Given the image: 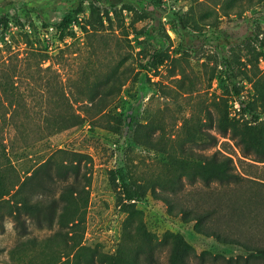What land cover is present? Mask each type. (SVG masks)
I'll return each instance as SVG.
<instances>
[{
	"label": "rangeland",
	"instance_id": "rangeland-1",
	"mask_svg": "<svg viewBox=\"0 0 264 264\" xmlns=\"http://www.w3.org/2000/svg\"><path fill=\"white\" fill-rule=\"evenodd\" d=\"M259 38L264 0H0V264H170L177 233L195 254L243 253L195 231L207 209L264 244V149L243 139L264 118ZM156 50L167 59L147 71ZM212 154L240 181L205 179ZM131 174L149 187L134 203ZM25 198L56 201L52 220L23 210L21 234Z\"/></svg>",
	"mask_w": 264,
	"mask_h": 264
},
{
	"label": "trees",
	"instance_id": "trees-1",
	"mask_svg": "<svg viewBox=\"0 0 264 264\" xmlns=\"http://www.w3.org/2000/svg\"><path fill=\"white\" fill-rule=\"evenodd\" d=\"M162 13H165V7L160 6ZM171 19L172 28L175 32L179 33L182 28L186 29L188 27V20L183 15L174 14ZM260 34V32H259ZM259 34L258 37H259ZM262 46H264V39L259 38ZM168 54L162 50H156L150 54L148 59V64L145 66L146 70L152 68H158L162 65L167 59ZM228 71L231 72L233 76L236 75V70L232 60H226ZM234 91L236 94H241V87L237 83L233 85ZM242 104L241 108L243 112H247V109L244 108L243 100H238ZM248 108L253 111L255 109L250 103L247 104ZM254 124L246 123L244 127V141L247 143L258 147V149H264V118L257 112H252ZM199 167L202 175L205 179H214L220 182H238L242 177L241 174L235 171V165L233 163V158L229 155L223 154H212L210 157L204 159V161L199 162ZM186 167H189L190 164L187 162ZM149 191V187L145 182L137 180L132 174L129 176V180L123 178L122 182V196L124 199L128 200V203H134L136 201L143 200ZM45 200L37 199L36 202H30L28 198H25L22 203V209H17L14 214V218L18 227V230L21 234L29 233L28 224L26 219L23 217V210H25L29 217L36 219L39 223L42 222L40 218V212L43 208H47V215L49 219H53V203L56 201V198L48 200L50 203H45ZM217 210V209H216ZM216 210H205L197 211L195 215V222L193 227L196 232L205 235H213L218 240L224 241L230 246L238 245L243 249V253L236 255H225L223 253H215L205 250L200 254H195L192 252L190 243L185 239L182 233H177L175 235V247L173 249L170 264H191L192 257H197L201 264H206L208 260H211L212 263H216L220 260L223 261V264H264V244H251L239 237L230 235L227 229L218 228L219 223L227 217L228 214H225L223 211ZM218 213V214H217ZM187 221V220H186ZM222 258V259H221ZM135 264H138L135 262Z\"/></svg>",
	"mask_w": 264,
	"mask_h": 264
}]
</instances>
